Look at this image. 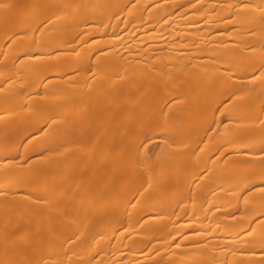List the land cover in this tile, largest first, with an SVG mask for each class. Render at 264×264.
Segmentation results:
<instances>
[{"label": "bare ground", "instance_id": "1", "mask_svg": "<svg viewBox=\"0 0 264 264\" xmlns=\"http://www.w3.org/2000/svg\"><path fill=\"white\" fill-rule=\"evenodd\" d=\"M0 264H264V0H0Z\"/></svg>", "mask_w": 264, "mask_h": 264}]
</instances>
